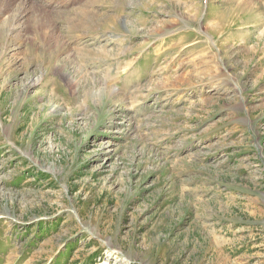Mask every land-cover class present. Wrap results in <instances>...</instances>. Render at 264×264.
Instances as JSON below:
<instances>
[{"label": "rangeland", "instance_id": "rangeland-1", "mask_svg": "<svg viewBox=\"0 0 264 264\" xmlns=\"http://www.w3.org/2000/svg\"><path fill=\"white\" fill-rule=\"evenodd\" d=\"M0 264H264V0H0Z\"/></svg>", "mask_w": 264, "mask_h": 264}, {"label": "bare ground", "instance_id": "bare-ground-1", "mask_svg": "<svg viewBox=\"0 0 264 264\" xmlns=\"http://www.w3.org/2000/svg\"><path fill=\"white\" fill-rule=\"evenodd\" d=\"M21 16V15H20Z\"/></svg>", "mask_w": 264, "mask_h": 264}]
</instances>
